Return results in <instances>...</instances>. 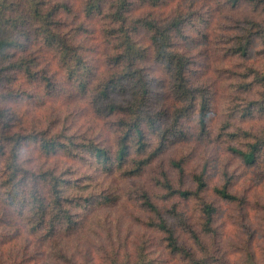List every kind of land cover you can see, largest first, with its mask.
<instances>
[{
    "label": "trees",
    "instance_id": "16d2710c",
    "mask_svg": "<svg viewBox=\"0 0 264 264\" xmlns=\"http://www.w3.org/2000/svg\"><path fill=\"white\" fill-rule=\"evenodd\" d=\"M49 1L0 2V202L7 210L19 213L25 225L24 228L16 227L12 238L0 236V251L1 247L5 248L22 235L28 238L29 244L46 243L48 248L58 249L63 234L71 235L83 227L84 217L91 214V205L107 206L118 199L114 194H99L94 198L96 195L91 196L89 191L90 183L78 184L73 180L75 176L65 178L66 173L79 172L91 180L92 166L101 176L137 178L157 166L171 145L190 141L200 143L210 138L208 123L214 109L210 89L191 82L188 74L191 60L177 48L173 38L176 33H183L188 18L179 14L170 22L161 23L150 16L139 15L137 20L128 0H86L83 8L86 16L100 18L106 25L102 34L115 39L111 52L96 64V58L87 56L90 52L93 54L94 48H90L84 39L76 44L58 32L54 20L57 8L48 6ZM250 1L264 9V0ZM153 2L152 7L158 8V4ZM249 23L251 26L241 28L237 36L239 41L231 48L230 57L249 55L254 41L252 33L256 28L259 34L255 33V36L264 41V26ZM139 25L151 35L149 47H144L139 41ZM193 27L198 32L202 29L197 25ZM33 35L42 40L46 48L55 51L66 72L63 86L70 85L72 90L83 93L95 105V110L102 111L103 118L111 119L112 125L108 122L100 128L106 137L104 142L77 139L76 135L50 124L45 129L25 127L26 124L11 112L10 103L20 99L24 93L15 86L21 78L37 85L44 82L50 90L55 86L51 76L32 71L35 58L24 55L30 49ZM148 50L153 52L149 59L170 77L172 109L171 106L156 108L152 103L153 80L142 68ZM92 61L95 64L92 65ZM249 85L246 84L242 92L251 91L253 88L250 90ZM236 107L233 115L242 111L241 116L249 117V120H255L256 113H262L264 117V95L261 100H249L241 110ZM224 127L223 142L228 144L227 150L240 159L242 166L255 170L264 164L263 129L241 128L239 133H229L232 125L228 122ZM238 139L246 141H240L242 147L232 146L231 141ZM24 151H34L37 160H44L42 166L26 165ZM190 156L182 155L179 159L170 160L169 166L177 182L165 170L154 171L158 176L153 180L165 191L164 200H192L198 204L202 219L200 230L190 228L182 218L183 214L173 208L176 204L173 203L170 209L153 202L152 197L145 193L142 195L143 205L150 213L146 226L160 235L162 244L175 254H183L192 264H230L220 247L222 233L214 225L218 208L206 198V193L211 188L210 178L213 176L211 179L220 181L212 188L216 196L229 202L238 201V196L231 191L235 185V174L224 169L220 176H211L213 168L208 159L203 166L189 172ZM60 157H65L68 162L66 171L60 172L61 169L51 165ZM88 167L90 170L86 171ZM188 182L192 188L187 187ZM168 213L183 219V225L190 228L193 245L201 256L198 257L191 246L180 241L175 225L168 220ZM249 254L253 261L254 250L250 249ZM0 255V264H20L22 261L14 255L8 258L2 253ZM116 256L111 259V264H120ZM58 257L64 256L61 253ZM138 263H145V255Z\"/></svg>",
    "mask_w": 264,
    "mask_h": 264
},
{
    "label": "rangeland",
    "instance_id": "374dc122",
    "mask_svg": "<svg viewBox=\"0 0 264 264\" xmlns=\"http://www.w3.org/2000/svg\"><path fill=\"white\" fill-rule=\"evenodd\" d=\"M5 1L0 0L1 3ZM85 2L86 0H50L48 6L57 8L54 20L58 32L73 39L76 44L84 39L90 48H94L93 54L90 52L87 56L96 58V64H99L98 60L111 52L115 39L102 34L106 25L100 18L86 16L83 10ZM152 2L158 4V8H153ZM128 4L135 10L133 15L137 20V16L144 15L166 23L179 14L189 19L183 33H176L173 38L177 48L191 60L188 73L191 82L210 89L214 107L208 123L210 138L200 143L190 141L171 145L162 154L157 166L146 170L137 178L101 176L95 173L92 166L91 170L90 167L86 169L91 172V180L87 175H79V172L72 175L66 173L65 178L75 176L73 180L78 184L90 183L89 191L91 196L96 195L94 198L99 194H114L118 199L107 206L91 205V214L84 217L83 227L71 235L63 234L59 239L58 249L48 248L46 243L29 244L28 238L22 235L5 248L1 247L0 253L6 258L11 255L21 258L20 264H111V259L116 255L120 264H139L140 257L144 255V264H192L183 254H175L162 244L160 235L146 226L150 213L143 205L142 198L146 193L152 197L153 202L170 209L173 203L176 204L173 208L183 214L182 218L190 228L199 231L202 219L198 204L192 200H164L165 191L153 180L154 176H158L154 171L165 170L177 182L176 175L169 166L170 160L191 155L192 164L187 166L189 172L200 168L209 160L213 168L211 176H220L224 169L235 174V185L231 191L238 196V201L229 202L216 196L212 188L220 181L211 179L213 176L210 178L211 188L206 193V198L218 208L214 225L222 233L220 247L227 261L230 264H264V164L255 170L242 166L240 159L227 150L228 144L222 139L224 126L228 122L232 125L229 133H239L241 128L247 130L253 129L252 127L257 131L264 130L262 113H256L255 120L242 117V111L233 115L236 106L241 110L249 100H261L264 95V41L258 35L255 36L258 28L252 33L254 41L249 55L230 57L231 48L239 41L237 36L241 28L251 26L249 22L264 26V9L250 0H128ZM193 25L202 29L198 32ZM139 26V41L144 47H149L151 35L145 27ZM147 54L142 68L153 80L152 103L156 108L171 106L172 109L170 77L149 59L153 52L148 50ZM24 55L35 58V65L31 70L51 76L55 86L50 90L45 87L44 82L37 85L21 78L15 86L24 93L20 99L10 103L11 112L16 118L25 123V127L30 125L45 129L50 124L51 127H59L60 130L76 135L77 139H99L104 142L106 137H103L100 128L108 122L112 125L111 119L103 118L102 111L95 110V105L83 93L72 90L70 85L63 86L66 72L55 51L46 48L44 42L33 35L30 49ZM91 64H95V61ZM246 84H250V90L253 88L247 93L242 92ZM102 119L107 121L102 122ZM240 141L245 142L246 139L231 141V145L242 147ZM23 153L28 166L40 167L44 163V160H37L33 155L34 151ZM64 158L60 157L51 165L61 169L60 172L66 171L68 162ZM187 187L192 188V184L188 182ZM13 211L7 210L0 202V236L12 238L16 227L24 228L19 213ZM167 217L175 225L180 241L191 246L198 257L201 256L193 245L190 228L182 223L183 219L172 213H168ZM251 233L253 236L250 237ZM250 249L255 253L253 261ZM60 252L64 257H58Z\"/></svg>",
    "mask_w": 264,
    "mask_h": 264
}]
</instances>
